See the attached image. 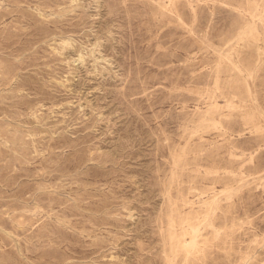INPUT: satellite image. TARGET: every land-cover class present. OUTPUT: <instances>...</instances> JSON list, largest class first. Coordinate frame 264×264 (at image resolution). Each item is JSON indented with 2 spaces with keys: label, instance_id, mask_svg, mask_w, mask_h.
Here are the masks:
<instances>
[{
  "label": "rangeland",
  "instance_id": "1",
  "mask_svg": "<svg viewBox=\"0 0 264 264\" xmlns=\"http://www.w3.org/2000/svg\"><path fill=\"white\" fill-rule=\"evenodd\" d=\"M0 264H264V0H0Z\"/></svg>",
  "mask_w": 264,
  "mask_h": 264
}]
</instances>
